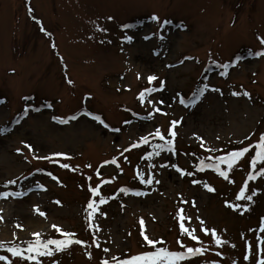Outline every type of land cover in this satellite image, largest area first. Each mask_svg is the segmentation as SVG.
Here are the masks:
<instances>
[{
	"label": "rangeland",
	"instance_id": "obj_1",
	"mask_svg": "<svg viewBox=\"0 0 264 264\" xmlns=\"http://www.w3.org/2000/svg\"><path fill=\"white\" fill-rule=\"evenodd\" d=\"M260 38L264 0H0V193H20L0 198V256L8 258L0 264H117L112 257L187 247L205 251L176 264H258L264 258L259 243L264 241L259 231L264 225V176L258 174L264 164L252 169L257 149L251 146L264 134V56L256 55L264 52ZM153 75L157 80L150 83ZM161 84L162 91L139 100L141 92ZM205 84L218 91L199 96ZM157 107L162 111L154 112ZM72 116L77 119L67 124L54 119ZM181 119L176 137H169L170 122ZM157 127L173 139L174 151L145 160L153 144L163 143L149 136ZM143 136H149V143L132 148ZM244 147L250 151L231 169L220 161ZM126 148L130 151L124 152ZM45 156L52 160L39 159ZM113 159L116 164L105 163ZM64 163L70 167L63 168ZM161 163L193 175L160 168ZM217 165L228 179L216 171ZM49 172L58 179L52 180ZM140 172L145 179L154 177L153 183L141 182ZM249 173L256 178L249 180ZM12 180L16 183L9 184ZM245 185V197L257 193L251 201L238 199ZM93 187L99 195L93 196ZM101 198L106 202L100 204ZM92 200L97 210L89 221L85 209ZM181 215L192 219L181 221ZM39 220L41 242L64 238L52 228L55 224L85 244L35 260L7 252L15 244L35 256L26 248L37 240L30 225ZM181 222L195 230L198 241L181 232ZM213 229L226 244L215 245ZM145 235L163 243L148 245Z\"/></svg>",
	"mask_w": 264,
	"mask_h": 264
},
{
	"label": "snow or ice",
	"instance_id": "obj_2",
	"mask_svg": "<svg viewBox=\"0 0 264 264\" xmlns=\"http://www.w3.org/2000/svg\"><path fill=\"white\" fill-rule=\"evenodd\" d=\"M28 11L31 14V12H32L31 7L28 8ZM33 19L35 20L36 18L33 17ZM109 19H111V18H109ZM156 19L157 18L154 16L153 20H156ZM37 23H40V21H37ZM41 30L45 31V34L48 35V33L46 32L45 29L42 28ZM100 30L103 31L104 29H100ZM128 40H129V42H131V37H129ZM260 43L264 44V38H260ZM52 47L53 48L56 47L54 42L52 43ZM256 55L264 56V52H257ZM169 67H171V65ZM222 67L227 68L228 65H222ZM155 80H157V77L154 76V75L148 77V81L150 83L152 81H155ZM67 82L69 83V85L73 84V81L71 79H69ZM162 89H163V84H161V87H159V88L146 89L144 92L140 93L139 100L143 103L144 100H145L146 93L148 95H151V93L162 91ZM208 90H211V91H214V92L218 91L215 88H211L210 89V86L205 84L202 88H200L198 90V95L202 97L205 94V92L208 91ZM233 95H239V93H233ZM243 95L244 96H250V94L247 93V92H245ZM88 98L90 99V97H88ZM194 101H195V97H194ZM148 102L149 103H153V100H149ZM0 103H2V101H0ZM158 103L159 104H164V101L163 100H159ZM179 103L181 105H184L185 107L189 106L184 99H180ZM49 107H50V105H49ZM32 110L39 111V109H32ZM161 111L162 110L159 107L154 108V112H161ZM28 112H29V109L26 108L24 110V115L27 116ZM163 114L166 115L167 113H163ZM88 115H91V114L89 113ZM152 116H153V112H149L148 113V118L151 119ZM54 119H58L59 122L62 123V124H67L69 122V120H75V119H77V117L76 116H72L69 119H59V118L54 117ZM92 119L99 121L105 128L109 127V125H107L99 116H92ZM17 123H19V121H17ZM125 123H128V121H126ZM181 123H182V119L180 121L173 120V121L170 122V128H169V132H168V136L169 137H171V138H175L176 137V135H177V127ZM112 130L116 131V132L120 131V129H112ZM0 134H3V130H0ZM149 136L157 138L159 141H162L163 143L153 144L152 145L153 152L148 153L146 156L142 157L143 159L150 160L153 155L160 156L162 151H169V152L174 151V149L172 147L173 139H166L165 135L161 132L160 128L157 127L153 133H149ZM149 136H143L141 138L140 142L131 145V147L132 148L139 147L141 145V143L142 144H148L149 143ZM200 139L202 140V138H200ZM245 139L246 140L247 139H251V137H246ZM201 146H203V144ZM24 147L28 148V150L30 152L33 151L32 146L30 144L25 143ZM251 147L257 149V151L255 152V156L252 158V161H251L252 169H256L258 162L264 164V134H262L259 137V141L257 143H255L254 145H252ZM128 151H130V148L124 149V152H128ZM249 151H250L249 147H244L240 151H233V152H231L230 154H228L226 156H221L220 160L221 161H226L228 168L231 169L233 167V163L237 159H239L241 157H244L245 154L248 153ZM17 152L20 153L21 150L17 149ZM53 155H57L58 156V155H64V154L56 153V154H53ZM39 159L52 160V157L45 156V157H39ZM105 163L116 164L117 161H116V159H113L111 161H106ZM61 166L63 168H65V169L70 167L69 164H67V163L62 164ZM150 167L155 168L156 165L152 164V165H150ZM159 167L160 168L172 167L177 172H180L181 175H188V176H192L193 175L192 172H184L176 164L169 165L167 163H161L159 165ZM215 168H216V171L219 172L220 176L224 177L225 179H228L227 173L224 172V171H221L218 165L215 166ZM203 169H204V164L201 163V165L199 167V170L203 171ZM97 174L99 175V173H97ZM258 174L260 176H264V167H261L259 169ZM47 175L49 177H51V179L54 180V181L58 179L51 172L47 173ZM139 178H140L141 182H143L145 184H148V185H151L153 183V180L155 179L154 177H150L148 179H145L143 172L139 173ZM255 178L256 177L254 175L249 173V175H248V179L249 180H252V179H255ZM88 179L91 180L92 177H88ZM107 182L108 181H105V183H107ZM155 182L157 184L160 183L159 180H155ZM8 183L9 184H15L16 181L12 180V181H9ZM193 183L194 184H202L203 183V186L207 189L208 192H214L215 191L214 188L208 187V185L206 183H204L203 181L194 180ZM5 187H6V185H5ZM37 187H39L43 191H47V189L44 188L43 185H37ZM246 189H247V185H245L244 188L241 189L238 199L244 198V199H246L248 201H251L253 199V196L256 195L257 193L254 191L251 195H248V196L245 197L244 193H245ZM90 191L92 192L93 196L99 195V188L98 187H93V188L90 189ZM120 192L127 194L129 192V189L121 188ZM19 195H20V193H18V192H14V193L2 192V193H0V198L6 199L9 196H19ZM133 195L142 196V195H147V193L134 192ZM99 202H100V204H103V203L106 202V200L101 198ZM182 202L183 203H188V201H182ZM54 203L57 204V205H61V201H59V200L54 201ZM192 205H193V207H195V201L192 202ZM228 207L229 208H237V207H239V205L228 204ZM96 210H97V205H96V201L95 200H92L89 203H87L86 209H85L86 219L90 221L92 219V217L94 216ZM35 211L41 217H45L46 218V212L40 211V209L38 207H36ZM179 211H180L181 214L184 212L183 209H180ZM180 219H181V221H183L184 219L191 220L192 218L191 217H185L184 215H181ZM197 219H199V217H197ZM0 220H2V217H0ZM200 223H201V225H203L204 221L201 220ZM141 224H143L142 220H141ZM18 227H19V225H18ZM52 228H54L57 232H60L61 235L64 238L63 239H47L46 241L41 242L40 239H39L40 233H34V235L37 237V240L35 241V244L29 243L27 248H26V251L28 253L35 252L36 253L35 256H33V255H25L24 254L25 253V249H22L21 247H19L18 245H15V244H13L12 246L8 247L7 248V252L11 253L12 256L20 257L21 259H24V260H35L37 256L51 257L56 252L64 251L68 246H70L72 244H76V245L85 244V242H83V241H81L79 239H74V235H75L74 233L62 231L60 229V227L55 225V224L52 225ZM180 229H181V232L183 234L187 235L192 240H197L198 241V237L195 235V230H191L190 231L189 229L185 228L183 222H181V224H180ZM202 231H204V233L206 235L209 233V229H207V228H202ZM259 231L264 233V225H262L260 227ZM211 235L214 238V243H215L216 246H223L224 244L227 243V241H224L219 236H217L216 231L214 229L211 230ZM144 240L146 241V243L148 245H151L153 247L157 243H163V241H153L152 239H149L148 236H146V235L144 236ZM177 243L180 244L182 248L186 247L179 240L177 241ZM259 243L261 245H264V241H259ZM50 245L55 246V248L54 249L50 248L49 247ZM0 247H4V242H0ZM96 247H99V244H96ZM233 247H234V245H233ZM247 248H248L249 255H246L244 257L246 260L249 259L250 254H251V244L250 243L247 245ZM104 251L108 252L109 249L105 248ZM204 251L205 250L202 247H197V248L187 247L186 251H168L167 249L159 248L156 251H149V252H146L144 254H139V255L132 256L129 259L118 260V258L112 257V260L116 261L117 264H157V261H163V260H166L167 264H176V262L181 260V259H184V258H186L188 256L195 255V254H203ZM219 254L220 253H217V255H219ZM88 256H89V258H91V253H88ZM7 259H8L7 256H0V260H7ZM37 264H39V261H37ZM54 264H58V262H54ZM103 264H109V261L105 260V261H103ZM258 264H264V258H260L258 260Z\"/></svg>",
	"mask_w": 264,
	"mask_h": 264
},
{
	"label": "bare ground",
	"instance_id": "obj_3",
	"mask_svg": "<svg viewBox=\"0 0 264 264\" xmlns=\"http://www.w3.org/2000/svg\"><path fill=\"white\" fill-rule=\"evenodd\" d=\"M30 226H32V227L30 228V230H31L30 233H36V231H38V229L41 227V222H40V220H39L38 224H36V225L32 224V225H30ZM38 232H39V231H38Z\"/></svg>",
	"mask_w": 264,
	"mask_h": 264
}]
</instances>
